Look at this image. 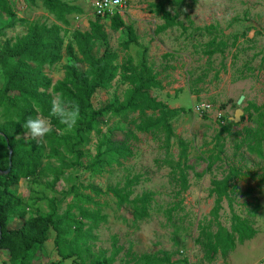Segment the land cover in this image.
<instances>
[{
    "label": "rangeland",
    "instance_id": "1",
    "mask_svg": "<svg viewBox=\"0 0 264 264\" xmlns=\"http://www.w3.org/2000/svg\"><path fill=\"white\" fill-rule=\"evenodd\" d=\"M14 16L0 11V48L7 41H16L27 34L33 23L48 26L60 25L65 44L72 43L78 59L81 58L73 34L89 30L91 21L100 19L108 33V47L117 53L118 64L132 59L136 65L147 60L158 75L162 88L154 90L159 101L171 108H184L185 113L173 120L176 137L168 143L159 131L142 132L137 129L139 114L124 117L108 116L87 141L79 145L84 152L77 164L76 155L61 148L59 158H45L41 172L32 178L22 179L11 188L22 201L11 215L12 228L36 215L56 211L67 218L61 229V244L56 245L57 233L50 232L49 241L37 258L41 264H88L95 260L124 264L131 255L143 256L170 254L171 264H264V159L240 144L245 127L256 130L258 114L245 112L255 103L264 111V0H166L165 6L173 15L178 14L180 25L165 32L158 28L165 23L155 12L154 4L162 0H127L121 17L133 25L138 41L128 49L125 29L113 31L109 17L94 14V0H64L81 12L67 15V23L59 21L42 0H7ZM13 24L11 27H8ZM212 26L209 31L195 28ZM213 38L225 40L228 47L224 54L209 56L207 43ZM237 39L234 45L233 42ZM96 55H102L107 45L93 42ZM78 59L64 52L63 60L45 67L53 85L65 77V66L76 64L86 68ZM4 77L0 67V89ZM131 86L120 76L106 89L95 94L93 105L100 109L107 104L122 102ZM52 97L56 94L49 91ZM207 103L209 111L198 112L197 105ZM238 109L244 111L245 121L233 128L231 134L219 135L221 126L234 117ZM42 116L40 113L38 114ZM44 117V116H42ZM46 118V117H44ZM4 122L0 113V125ZM51 122V121H50ZM242 122V121H241ZM58 135H73L71 130L55 129ZM132 131L133 155L115 162L97 175L88 171L98 153L101 142L110 135L123 140ZM25 145L33 140L19 137ZM46 155L50 148L45 138ZM180 141L188 146L187 180L189 188L181 191L180 172L176 170L181 152ZM209 164L212 165L209 169ZM231 166L240 167L248 175L237 182L235 212L255 224L258 234L254 239L238 244L227 258L219 256L208 263L203 251L196 244L199 226L211 219L215 199L209 196L212 181L224 179ZM139 177L133 188L132 198L144 193L154 194L149 217L135 220L129 206L120 207L111 189L123 187L128 179ZM260 208L256 210V205ZM82 210L89 218L82 217ZM96 215L94 219L92 216ZM84 223L83 236L77 231L76 221ZM222 224L231 227V211L227 201L220 213ZM59 252L71 257L63 259ZM0 264H13L7 252H0Z\"/></svg>",
    "mask_w": 264,
    "mask_h": 264
},
{
    "label": "trees",
    "instance_id": "2",
    "mask_svg": "<svg viewBox=\"0 0 264 264\" xmlns=\"http://www.w3.org/2000/svg\"><path fill=\"white\" fill-rule=\"evenodd\" d=\"M45 7L53 13L59 21L67 23L66 16L81 10L68 4L64 0H42ZM165 1L154 4L155 12L161 15L165 21L158 28V32H165L180 25L179 15L172 14L166 9ZM184 0H176L182 3ZM0 11L14 16L7 0H0ZM108 17V16H107ZM100 18V17H98ZM110 27L113 31L125 29L128 32V41L124 43L129 48L138 41V36L133 25H127L120 14L109 17ZM10 24L8 27H11ZM212 26L204 28L196 27V31H209ZM63 28L60 25L48 26L43 23H33L29 26L28 32L16 41L7 40L0 48V67L3 72L4 82L0 89V113L4 122L0 125V252L5 251L9 255V261L13 264H41L37 262L38 253L50 239V232L57 233L56 245L61 244L63 230L62 225L67 218H61L56 211L45 215H36L28 219L21 217V225L17 228L11 227L10 218L15 208L22 203L17 199L11 188L18 185L22 179L37 176L45 158H59L61 148L69 149L76 155V162L84 156L79 145L87 141V137L93 131L101 133L100 125L104 124L108 116L124 117L130 114H139L137 129L142 132L159 131L166 136L169 143L176 137L173 127V120L183 113L184 108H171L166 103L159 101L154 95V90L162 88L158 75L147 60L136 65L132 59L119 65L118 55L108 47L109 36L105 25L100 19L91 21L89 30L85 32L75 31L73 34L74 44L81 56L78 59L75 47L72 43L65 44L62 35ZM100 41L107 45L102 55H96L93 49V42ZM235 41L232 45L235 44ZM206 53L213 56L216 53L224 54L228 44L225 40L217 42L213 38L207 43ZM64 52L67 56L78 59L85 64L86 68L81 69L76 64L65 66V77L55 85L51 78L45 73V67L54 66L63 60ZM118 76L128 83L131 88L122 102H115L95 109L93 99L100 89L108 88ZM60 94L65 99L75 101L79 104L81 118L75 128L73 135H58L53 130L45 137L50 155H46L47 146L42 142L31 140L28 145L19 138L25 129L22 124L29 116L35 118L39 113L49 119L55 129L64 131L66 127L59 124L55 117L50 116L52 94ZM250 116L258 114V127L252 130L245 127L240 135L243 138L240 142L252 154L264 159V111L255 103L249 104L245 109ZM235 124L229 119L221 126L219 135L231 134L233 128L243 124ZM125 133L123 140H117L110 135L105 142H101L97 156L94 161L86 166L89 172L94 175L100 174L106 166H111L121 159H127L133 155L131 140L136 135L130 130H122ZM12 150L10 160V150ZM181 152L176 170L180 172L181 191L189 188L187 174L188 146L180 141ZM11 170H8L10 168ZM212 165L209 164V169ZM248 175L240 167L231 166L229 174L222 180L212 181L209 196L214 198V206L210 212L211 219L207 224L199 226V236L196 244L203 251V258L206 262L212 263L219 256L227 258L234 252L238 244L255 238L258 230L255 224L248 218H242L235 212L237 193V182ZM140 178L128 179L125 185L111 189L112 194L118 200L120 207L129 206L132 209V217L135 220H142L149 217L150 207L154 200V194L147 192L141 196L132 198L133 188L138 184ZM227 201L231 211V227H225L220 220V213L223 210V202ZM260 205H256V210ZM82 217L89 218L85 210H82ZM94 219L96 215L92 216ZM77 231L83 236L84 223L82 220L75 222ZM63 259L71 257L59 252ZM172 256L163 253V257L154 254L143 256L131 255V259L124 264H171ZM111 261L95 260L90 264H109ZM59 264V263H52ZM79 264H88L82 261ZM184 264H190L184 259Z\"/></svg>",
    "mask_w": 264,
    "mask_h": 264
},
{
    "label": "clouds",
    "instance_id": "3",
    "mask_svg": "<svg viewBox=\"0 0 264 264\" xmlns=\"http://www.w3.org/2000/svg\"><path fill=\"white\" fill-rule=\"evenodd\" d=\"M121 3L122 0H104L101 8L114 13ZM50 116L55 117L59 124L71 130L75 128L81 118L79 104L65 99L60 94L54 95L51 101ZM21 126L25 129V136L37 142L43 140L53 131L50 120L40 115L35 118L29 116Z\"/></svg>",
    "mask_w": 264,
    "mask_h": 264
},
{
    "label": "built area",
    "instance_id": "4",
    "mask_svg": "<svg viewBox=\"0 0 264 264\" xmlns=\"http://www.w3.org/2000/svg\"><path fill=\"white\" fill-rule=\"evenodd\" d=\"M104 0H94L93 1V6H94V14L96 17L100 18H105V17H113L115 14H122V9L125 8L127 5L128 1L127 0H122L121 5L118 7V9L113 13L109 12L106 9H102L101 5H103ZM210 105L207 103H201L197 105V111L198 112H204V111H209ZM191 264V263H190Z\"/></svg>",
    "mask_w": 264,
    "mask_h": 264
},
{
    "label": "water",
    "instance_id": "5",
    "mask_svg": "<svg viewBox=\"0 0 264 264\" xmlns=\"http://www.w3.org/2000/svg\"><path fill=\"white\" fill-rule=\"evenodd\" d=\"M243 116H244V111L242 109H238L235 112L234 117H231L229 120L231 122H234L235 124H239V123H241ZM8 147H9V150H10V160H11L12 150H11L10 146H8ZM8 170H11V164H10V168Z\"/></svg>",
    "mask_w": 264,
    "mask_h": 264
}]
</instances>
